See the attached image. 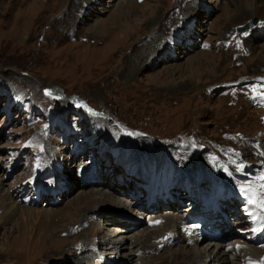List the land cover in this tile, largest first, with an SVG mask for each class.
<instances>
[{
  "label": "rangeland",
  "instance_id": "1",
  "mask_svg": "<svg viewBox=\"0 0 264 264\" xmlns=\"http://www.w3.org/2000/svg\"><path fill=\"white\" fill-rule=\"evenodd\" d=\"M88 1L0 0V264H80L77 258L90 256L101 259L97 264H108L107 259L119 264H190L184 250L202 253L215 245L203 240L188 249L170 244L173 239L167 240L176 234L169 229L158 233L160 218V227L147 226L146 213L185 217L187 203L197 199V192L186 203L178 195L183 189L177 190L178 203L170 205L178 210L166 211L170 206L163 202L162 207L152 204L160 209L146 213L119 208L118 203L134 206L127 201L134 197L128 194L132 185L119 181L125 174L119 165L101 157L113 160L110 154L115 153L128 160L153 159L155 164L170 160L178 178L204 181L209 194L207 182L215 175L226 189L216 191L217 203H223L217 215L231 212L234 223L244 221L242 210L248 204L230 189L234 186L241 195L240 184H264V139L258 138L264 134V102L263 108L255 105L264 101V69L254 64L264 44L255 35L264 22L259 24L250 13L234 16V6L244 0ZM250 19L258 25L237 33ZM160 30L165 33L159 35ZM176 35L180 53L164 56L161 45ZM233 82L236 87L230 86ZM224 84L230 88L221 90ZM46 88L58 89L64 97L57 98L54 91L46 97ZM73 95L82 101L68 99ZM10 101L15 105L7 108ZM80 103L92 111H84ZM94 147L105 150L94 159L100 178L84 188L76 177L78 168L98 178L91 159L81 157L95 153ZM54 160L63 164L68 191L57 203L35 205L38 179L55 167ZM223 191L227 193L219 202ZM91 196L100 199L85 200ZM85 219L79 235L78 220ZM109 238H127L118 257L117 249L105 246ZM229 242L220 245L229 248ZM77 243L86 245L84 251L74 248ZM209 252L205 264L216 262ZM237 257L231 255L225 264H244Z\"/></svg>",
  "mask_w": 264,
  "mask_h": 264
},
{
  "label": "bare ground",
  "instance_id": "2",
  "mask_svg": "<svg viewBox=\"0 0 264 264\" xmlns=\"http://www.w3.org/2000/svg\"><path fill=\"white\" fill-rule=\"evenodd\" d=\"M85 2H87V0H85ZM89 3H91L90 0L88 1V5H89ZM73 11H75V10L73 9ZM70 13H74V12H70ZM184 13L185 14L188 13L187 9L184 10ZM249 13L251 14V16L255 17L256 19L258 18L259 24H260V20L262 22H264V0H246V1L244 0V2L239 3L238 5L234 6L233 14L237 18H239V17H241L243 15L249 14ZM70 16H72V15H70ZM75 17H76V15H75ZM158 33H159V35H161L162 33L164 34L165 33V30H160ZM256 37H257V39H259L258 40L259 41V44L262 43V42H264V24L263 25L262 24L260 25V28H259V30H257V34L255 35V38ZM179 40H180V37H178L177 35L176 36H173L171 38H168V40H166L161 45L162 46V49H161L160 52L163 53L164 56H167L168 54H171V55L172 54L173 55L176 54V57H177L178 54L180 53V50H181V48H179V46L181 45L179 43ZM251 48L252 47H249L250 51H251ZM156 50H157V48L155 49V51ZM173 50H174V52H173ZM254 64L259 69H264V44L260 46ZM258 138L260 139V141L263 140L264 139V134H262V136H259ZM254 151L256 152V150H254ZM262 164L264 165V163H262ZM116 169H117V171H119L118 168H116ZM146 170L149 171V172H153V173L155 172V175L158 174L159 176H161V174H162V177H165V179H166V175L163 172H161L162 169H160V168H153L151 166H148V167H146ZM190 171H192V170H190ZM213 176H215V175H213ZM213 176L209 180H210V183H211V185L213 187V191H214L212 195H215V197H216L215 199H213L214 200L213 202H214V204H218L217 203L218 202V194H217V192L223 190L224 187H222L223 184L219 182L220 181L219 177L218 178H215L216 176L215 177H213ZM221 177H223V175ZM99 178H100V174H99ZM124 178H125L124 181L129 182L132 186L135 185V184H137V180L134 177L129 178V176L126 177V174H124ZM158 179H160V177ZM126 182H124V185L125 184L128 185ZM111 183L112 182H110V183L108 182V185H111ZM115 184L116 183H114V187H116ZM158 184H159V182H158ZM88 185H90V184L84 183V188L88 187ZM240 185H242V187L244 189V191H243V189H241V187L239 188V192H241V195H244L245 196V197H243V202H244V204L245 203L248 204V207L247 206H244L243 213L242 214H244L247 217V219L249 220V222H251V227L253 228V234H254L253 236H254L255 241H259V239L261 238V235L264 234V208H261L259 206L260 205V202L262 200H264V184L263 185H257V186H255V185H252V184L251 185L250 184L244 185V183H243V184H240ZM122 186H120V188ZM98 187L100 188V186H98ZM197 187H200V188L205 189L204 185H201V184L197 185ZM116 188H118V187H116ZM156 188H157L156 187V184L155 185L154 184H151L150 189H152L153 191H155ZM224 190H226V189H224ZM183 194H186V193H181V195H183ZM99 195H101V194H99ZM238 195H240V194H238ZM107 197H109V196H107ZM98 199H100V198H97L96 196H91V199L86 198L85 200L86 201H99ZM80 200L83 201L84 198H81ZM249 200H252L253 203H249ZM127 201H129V202L134 201V206L132 204L129 205L128 203H125V204L124 203H118L117 206H119V208H122V207H125V206H127V207L129 206V208L131 209V211L132 210L134 211L136 209H140L141 208V209L145 210L146 212H150V210L148 211V209H145L144 207L141 206V204H139V202L142 201V199H140V198L139 199L130 198V200H127ZM210 202H211V199H210V201L209 200H206V203L207 204L210 203ZM85 203H87V202H85ZM224 203L227 204V205L229 204L228 202H224ZM158 204L159 205H162L161 201ZM221 204L223 205V203H220V205ZM76 205H77V203H76ZM171 207H172V205H171ZM150 208L153 209V210H158V209H160V206H151ZM229 208L231 210H233V208H231V206H229ZM161 209H163V208H161ZM176 209L178 210L179 207L177 208V206H176L175 210ZM83 211L85 212V210H83ZM196 211H199V208H195L193 210V212H196ZM232 212H234V211H232ZM150 213H152V212H150ZM150 213H146V214H147V217H148V221H151V224H152L151 227L152 226L160 227L158 225V221H159V218H160L163 223L161 224L162 228H158L160 230L158 233H161L162 231H165L166 232L167 229H169V231L172 230V232L170 234L171 235L176 234V238L175 239L174 238H170V239L167 240V242H169V241L171 242V239H173V242H175L177 244H181V246H179V248L188 249V246H190V245H191V248L198 246L199 239H200L201 235L204 234V233L209 234V232L211 231V230H208L210 228L211 224H212L211 222H210L209 225H206L205 222L201 223L200 226H201V229L202 230H199L197 228V225H199V222H197V224L195 225L194 222L188 218L189 220H186L184 223H181V226H182V229L183 230H179L178 226H179L182 218H184V217H182V216L180 217V216H176V215H173L171 217L169 215L164 216V217L163 216H152ZM96 214H98V213H96ZM119 216H120V213H119ZM119 216H116V219ZM102 217H103V215L101 216V218ZM188 217H191V214L190 213L188 214ZM228 217H229V220L230 219L232 220V218L234 217L233 216V213L230 212L228 214ZM152 218H154V219L156 218V219L155 220H152ZM109 219H114V218L112 216H110ZM78 222H79V224H78V232H79L80 229H84L85 228L84 227L85 224L83 225V223L86 222V219L83 222H81V221L78 220ZM243 223H244V221L239 220V221H236L234 224L237 225V228L244 229V228L241 227L243 225ZM120 225H122V226L124 225L125 228L126 227L127 228L130 227L129 225L126 226V223H124V222H121ZM176 225H178V226H176ZM93 226H95V225L93 224ZM217 227L223 230L224 227L225 228L227 227V225H225V223H222V224H219V226H217ZM91 231L94 232L93 229H91ZM116 231H120L121 232V230H116ZM158 233H154V234H158ZM196 233H198V234L195 235ZM80 234L81 233L79 232V235ZM95 235H97V233ZM161 236H162V234H161ZM91 237H93V236H91ZM126 239L127 238H122V240H118L117 239V240H113L112 241L111 238H109L107 240V243L105 244V246H112V247H114L112 250L117 249L118 251H117L116 254H117V257H118V254L121 253V251H123V250L126 249V247H125ZM92 240H94V239H92ZM163 240H164V238H163ZM172 243H170V244H172ZM167 244H169V243H167ZM183 244H185V245L187 244V245L185 246ZM208 244L209 245L212 244V245H215V246H214L213 249L210 248V247H208V248L205 247L204 248V251L202 253L199 252L196 249H192L193 252L190 251V249H189V251L188 250H184L185 252H187L189 254V256H187L188 257L187 258V261L188 262H191L190 264H205V261L208 260V254L207 253L210 251L209 253L213 256V258L216 259V262H213L212 264H225L226 259L228 257H231V255L234 256V257H237V256L241 257V259H243L244 264H257L259 255L262 254V253H264V250L257 249L254 246L247 244L246 242L244 244H242L241 241L238 242V243L236 241H234V242H231L230 241L229 243H227V246L228 247H230V245H233L234 244L232 249H228L227 247H224L226 245H224L222 247V245L217 244V243H211V242H209L206 245H208ZM84 245H85L84 243H81V244H78L77 243V245L74 248L77 247V249L81 252V251H84V248L86 246V245L85 246ZM78 246H80V247H78ZM83 246H84V248H83ZM237 249L239 250V252L237 251L238 254H236V250ZM150 250H153V249L151 248ZM184 251H182L180 253V255H183L184 256L185 255V252ZM76 253H78V251ZM229 254H230V256H229ZM77 255L75 254L76 257H77ZM90 257L91 258L88 259V260L85 257H80V258H77V259H78V261H81L80 264H85L86 261H87V264H97L101 260L100 258H95L93 256H90ZM127 260H128V262L132 261L130 259H127ZM184 260H186V258ZM104 262H105V259H104ZM106 262H108V264H119L118 260L107 259ZM175 262H174V264H176Z\"/></svg>",
  "mask_w": 264,
  "mask_h": 264
},
{
  "label": "snow or ice",
  "instance_id": "3",
  "mask_svg": "<svg viewBox=\"0 0 264 264\" xmlns=\"http://www.w3.org/2000/svg\"><path fill=\"white\" fill-rule=\"evenodd\" d=\"M262 179H264V178H262ZM249 203H253V201L252 200H249ZM261 208H264V200H262L261 202H260V205H259Z\"/></svg>",
  "mask_w": 264,
  "mask_h": 264
},
{
  "label": "water",
  "instance_id": "4",
  "mask_svg": "<svg viewBox=\"0 0 264 264\" xmlns=\"http://www.w3.org/2000/svg\"><path fill=\"white\" fill-rule=\"evenodd\" d=\"M253 20H251V22H252ZM241 30H242V28H241ZM243 30H245V28L243 29Z\"/></svg>",
  "mask_w": 264,
  "mask_h": 264
}]
</instances>
